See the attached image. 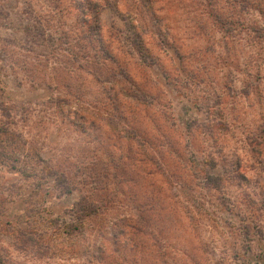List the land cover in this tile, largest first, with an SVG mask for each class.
<instances>
[{
  "label": "rangeland",
  "instance_id": "rangeland-1",
  "mask_svg": "<svg viewBox=\"0 0 264 264\" xmlns=\"http://www.w3.org/2000/svg\"><path fill=\"white\" fill-rule=\"evenodd\" d=\"M100 1L0 0V264H264V0Z\"/></svg>",
  "mask_w": 264,
  "mask_h": 264
},
{
  "label": "trees",
  "instance_id": "trees-1",
  "mask_svg": "<svg viewBox=\"0 0 264 264\" xmlns=\"http://www.w3.org/2000/svg\"><path fill=\"white\" fill-rule=\"evenodd\" d=\"M82 1L84 3H86V4L83 3L84 5L82 8L83 22L86 25H88V28L86 31L87 33L82 34L80 39L83 40V44L87 45L86 38L92 39L93 36H95V35L99 36L101 34V33H99V32H101V24H100V16L99 15H100V7H102V3L100 0H82ZM227 1H229L230 4L234 5L237 8H238V5L241 7L240 8L241 10L236 9L237 13L235 11L234 17H231L230 15H224V13L219 11V9L217 8V1L216 0H203V3L207 7L211 8L210 14L213 15L217 21H219V22L224 21L223 22L224 24H222V27H225V25L228 23V21H226V19H229L230 21L237 22L239 24L244 23V19H243L244 16L242 17L241 14H245V13L247 14L249 12V6L254 5L253 3H255L252 0H227ZM80 2H81V0H80ZM80 4L82 6V2ZM237 14H238V16H237ZM80 49H82V48H80ZM87 51L85 52V55L89 54V52H87ZM85 55H83L82 57H84ZM73 59L76 60V57L73 56ZM77 60H79V59H77ZM90 62L94 63V60L90 61ZM98 62L99 61H96V64L94 66L98 65ZM80 65L82 68L83 67L88 68L87 65L81 61V59L79 60V66ZM96 67H98V66H96ZM121 69L123 70L122 73H128L123 67H121ZM12 168L17 169L16 167H12ZM206 179L209 180L210 182L211 181L217 182V180L219 178H217L216 176H207L206 175ZM76 204L78 205L77 211L80 212V214L82 215L81 216L82 218H85L86 216H89L92 214H97V212H98L96 205H94L93 202L86 200L85 198L80 199ZM139 221L141 224L145 225L146 221L142 217H140ZM128 226L133 228V230L136 231L137 233L144 232L143 227L141 225L140 226H132L129 224ZM249 264H252V263H249Z\"/></svg>",
  "mask_w": 264,
  "mask_h": 264
}]
</instances>
